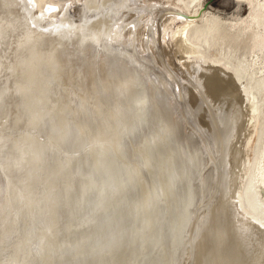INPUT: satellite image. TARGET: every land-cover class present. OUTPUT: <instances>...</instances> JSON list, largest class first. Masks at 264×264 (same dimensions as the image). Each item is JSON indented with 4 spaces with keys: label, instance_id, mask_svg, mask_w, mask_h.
<instances>
[{
    "label": "bare ground",
    "instance_id": "6f19581e",
    "mask_svg": "<svg viewBox=\"0 0 264 264\" xmlns=\"http://www.w3.org/2000/svg\"><path fill=\"white\" fill-rule=\"evenodd\" d=\"M237 2L0 0V264H264V0Z\"/></svg>",
    "mask_w": 264,
    "mask_h": 264
},
{
    "label": "rangeland",
    "instance_id": "374dc122",
    "mask_svg": "<svg viewBox=\"0 0 264 264\" xmlns=\"http://www.w3.org/2000/svg\"><path fill=\"white\" fill-rule=\"evenodd\" d=\"M211 6L217 11H221L224 15L233 18H246L249 15V6L244 3H238L237 0H211ZM66 10V12L71 11L68 7Z\"/></svg>",
    "mask_w": 264,
    "mask_h": 264
}]
</instances>
